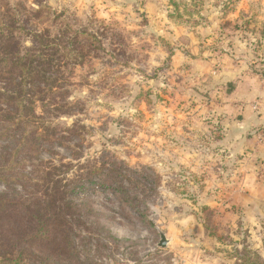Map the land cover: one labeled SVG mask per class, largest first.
<instances>
[{
  "label": "rangeland",
  "instance_id": "374dc122",
  "mask_svg": "<svg viewBox=\"0 0 264 264\" xmlns=\"http://www.w3.org/2000/svg\"><path fill=\"white\" fill-rule=\"evenodd\" d=\"M92 1L0 0V34L17 37L12 53L45 59L40 69L48 78L25 94L24 112L15 93L19 100L0 104V130L11 129L0 138V194L10 204L32 198L45 204L47 187L35 183L52 180L48 187L61 188L51 196L65 228L59 245L27 243L23 258L241 264L245 246L264 257V185L235 186L233 156L216 153L221 124L212 78L198 80L190 64H171L192 36L205 55L195 57H229L264 79V0H165L163 18L137 8L141 0ZM43 31L51 41L35 42L33 34ZM2 80L0 91H15ZM260 135L261 129L252 134ZM261 139L257 151L264 149ZM263 159L254 162L261 182ZM72 187L75 196L64 197ZM10 204L2 205L5 215ZM45 208L43 220L55 210Z\"/></svg>",
  "mask_w": 264,
  "mask_h": 264
},
{
  "label": "crops",
  "instance_id": "0c3cea01",
  "mask_svg": "<svg viewBox=\"0 0 264 264\" xmlns=\"http://www.w3.org/2000/svg\"><path fill=\"white\" fill-rule=\"evenodd\" d=\"M96 1L93 0L92 2L95 3ZM111 2L112 0H106L105 3L110 4ZM113 3L119 2L113 1ZM167 4L165 0H141V4L136 7L147 10V13L151 10H157L159 17L163 18L165 14L163 11L167 10ZM165 18L168 19L167 14ZM148 20L156 21L151 18ZM190 42L191 45L187 51H174L171 55V64L174 68L190 64L191 71L198 80L205 79V77L206 79L212 78L210 89L215 91V96L218 94L213 105L216 103L215 109L218 112L216 119L219 118L221 124L219 132L215 134L216 153L225 152L233 156L235 168L239 172V177L233 183L236 182L235 186L253 184L261 188L264 182L259 181L255 175L254 162L256 157L264 156V149L257 151L256 142L257 139H261V135L255 139L252 134L255 129L264 131V79L251 75L248 73L247 65L229 57L224 56L221 61L215 58L195 57L198 54L205 55L195 37L191 36ZM191 55H194L195 58H192ZM217 66L218 68H216ZM216 85H220L221 89H224L226 85H232V94L218 92ZM230 107H234V112L228 111ZM262 138L261 141L263 142L264 137ZM261 141L258 140V143L262 145ZM258 163L259 166L262 164L261 167L264 168V159L263 162ZM260 180H262L261 177ZM241 190L247 189L241 187ZM237 192L242 194L240 188Z\"/></svg>",
  "mask_w": 264,
  "mask_h": 264
},
{
  "label": "trees",
  "instance_id": "16d2710c",
  "mask_svg": "<svg viewBox=\"0 0 264 264\" xmlns=\"http://www.w3.org/2000/svg\"><path fill=\"white\" fill-rule=\"evenodd\" d=\"M7 11H11L10 8H7ZM45 33H49V31H43L42 33L38 34L34 33L33 38L35 42L38 43L42 42L43 40L46 42L51 41V39L47 38ZM0 37L2 38L1 48L3 49L0 51V79H4L2 81L9 80L11 86L15 87V91H0V104L10 105L14 99L19 100L17 98V96H19L20 103L16 105V108L19 111L24 112V110L27 108L23 102L24 99L26 100L25 94L27 95L28 91H30V88L33 90L41 89L39 86L40 82H46L48 79L46 73L40 69V65L45 62V59H40V61L35 63L33 62L34 58L28 59L31 57L28 51L23 55L21 53H12L11 49L18 46L17 37L15 35L12 37H7L3 34H0ZM8 48L10 49L9 52H7ZM17 70L19 71L20 76L13 78L12 74ZM15 80L17 81L15 82ZM30 84L32 85L31 87H29ZM10 130L11 129L9 127L4 129V131L0 130V138L7 137ZM23 147L26 148L27 144L24 143ZM0 181H3V179L0 178ZM50 182H52V180H45L44 182L41 181L35 183L37 186L42 185L43 187H47L45 189V195L49 197V199H47L48 201L45 202V204H42L41 201L39 202L37 198L27 200L23 199L22 202L10 204L8 203V196L0 194V264H35L32 262H27L22 256V252L24 250L23 246L27 243H29L28 245L33 246L40 244L42 245V243L54 244L57 242L56 245H59L60 239L64 236L63 232H65V228L63 223L60 224V218L58 216V211L56 210L55 200L51 194L54 196L58 194L59 196V193H61V188H59L57 185H55V187L52 186L51 188L48 187ZM75 190L76 188L72 187L69 191L65 192L64 197L66 195H68V197L75 196ZM34 203L36 205H34ZM5 204H10L13 206V211L7 215H5L6 209L2 206ZM50 205L53 208L55 207V210L50 213L52 215L46 216V218L43 220L42 214L40 212L46 209L45 207H49ZM68 205L70 208L73 207L70 202ZM33 206H36V209H33ZM24 211L30 214V216L28 214V218L24 216L26 214ZM31 217L34 221L28 226L27 223ZM46 221H48L47 226ZM42 223H44V226L41 227L40 224ZM35 228L36 231L31 233V231ZM71 242L72 241L69 243L71 244ZM19 245L22 246V251ZM18 247L21 252L18 253L17 251V253H14L12 250L15 248L17 249ZM242 251L243 255L240 254V251L235 250L237 257L238 255H241L239 260L243 264H264V257L261 254L253 252L247 246H245Z\"/></svg>",
  "mask_w": 264,
  "mask_h": 264
},
{
  "label": "water",
  "instance_id": "95a60500",
  "mask_svg": "<svg viewBox=\"0 0 264 264\" xmlns=\"http://www.w3.org/2000/svg\"><path fill=\"white\" fill-rule=\"evenodd\" d=\"M167 239H166V237L164 236L163 238H162V241H161V246L162 247H165L166 245H167Z\"/></svg>",
  "mask_w": 264,
  "mask_h": 264
}]
</instances>
